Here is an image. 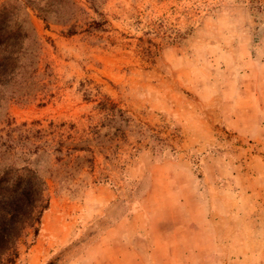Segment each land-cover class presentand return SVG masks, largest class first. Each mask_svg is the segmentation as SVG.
Instances as JSON below:
<instances>
[{
    "label": "rangeland",
    "instance_id": "rangeland-1",
    "mask_svg": "<svg viewBox=\"0 0 264 264\" xmlns=\"http://www.w3.org/2000/svg\"><path fill=\"white\" fill-rule=\"evenodd\" d=\"M0 30V264H264V0H0Z\"/></svg>",
    "mask_w": 264,
    "mask_h": 264
},
{
    "label": "trees",
    "instance_id": "trees-1",
    "mask_svg": "<svg viewBox=\"0 0 264 264\" xmlns=\"http://www.w3.org/2000/svg\"><path fill=\"white\" fill-rule=\"evenodd\" d=\"M51 0H49V2H50ZM38 11L39 12H44V9H41V8H39L38 9ZM46 12V11H45ZM54 14H56V13H54ZM1 32H7V30L6 31H3V30H0V34H1ZM9 32V34L11 33V34H15V35H19V32H20V29L18 28V29H13V30H11V31H8ZM10 46H13V45H10Z\"/></svg>",
    "mask_w": 264,
    "mask_h": 264
}]
</instances>
